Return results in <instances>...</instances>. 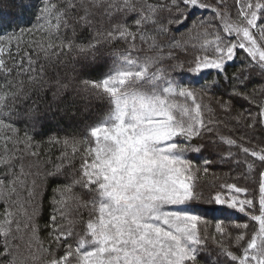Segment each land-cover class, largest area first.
Segmentation results:
<instances>
[{
  "label": "snow or ice",
  "instance_id": "obj_1",
  "mask_svg": "<svg viewBox=\"0 0 264 264\" xmlns=\"http://www.w3.org/2000/svg\"><path fill=\"white\" fill-rule=\"evenodd\" d=\"M77 26L90 30L87 43L76 42ZM69 30L71 36L63 35ZM116 41L126 44L125 54L102 79L82 81L111 104L106 120L90 129L95 146L87 139L52 141L61 148L60 162L41 173L39 146L10 122L16 101L27 97L26 84L46 86L41 58L87 56ZM141 45L153 54L134 55ZM238 59L240 69L229 73ZM209 70L219 79L195 87ZM181 74L189 79L178 80ZM220 79L229 82L228 98L213 106L205 99ZM68 87L57 81V93ZM232 121L241 133L220 135L221 124ZM258 131H264V0H40L31 27L0 32V202L7 205L0 212V264H39L41 257L43 264H200L209 239L229 264H264ZM205 142L213 150L226 145L218 160L231 165L234 182L201 183L216 161L196 164L189 153H202ZM77 155L79 168L66 173ZM66 174L70 182L53 189L41 237L40 178ZM77 188L94 195L85 200ZM205 190L209 203L249 223L214 217L209 237L208 220L195 211ZM81 210L87 219L76 232L69 217Z\"/></svg>",
  "mask_w": 264,
  "mask_h": 264
},
{
  "label": "trees",
  "instance_id": "obj_2",
  "mask_svg": "<svg viewBox=\"0 0 264 264\" xmlns=\"http://www.w3.org/2000/svg\"><path fill=\"white\" fill-rule=\"evenodd\" d=\"M40 5V0H0V32L11 33L18 31L20 28H29L35 23V12L37 6ZM196 16L203 15L201 11L195 13ZM131 19V18H130ZM74 23V22H73ZM65 36H71V31L63 33ZM91 39V32L88 28L80 29L77 26V43H87ZM59 43V41H57ZM126 44L121 41L113 42L112 44L101 46L95 54L81 55L78 52L68 53L53 57L51 60L41 58L40 63L44 65V77L46 86L39 85L32 87L25 86L28 91L27 97L19 99L15 104V112L13 120L15 127L19 130V135L23 137L25 134L32 137V143L38 145V151L41 152L39 159V170L41 173H46L52 169L53 164L59 163L57 159L61 155V148L55 145L52 141L55 140H84L87 139L90 146L93 144V138L90 136V129L97 123L106 120L107 115L111 111V104L108 97L94 90L87 89L83 86L82 81H95L102 79L104 75L113 67V61L118 55L125 54ZM134 55L141 59L146 55H152L146 46L141 45V50L134 52ZM242 60H236L227 66L229 73L236 72L242 65ZM63 78H68L71 85L63 91L57 93V81L61 82ZM219 79L215 72L209 70L196 83L195 87L199 88L209 82L210 79ZM178 80H188V76L177 75ZM229 82L220 79L219 85L208 91L205 99L206 103H213L217 98L227 99ZM75 89V90H74ZM74 91V92H73ZM79 92V93H78ZM81 92V93H80ZM211 98L209 100L208 98ZM237 108L242 105L247 107V103L243 101L234 102ZM224 120H230L225 114L221 113ZM31 116V118H29ZM220 135L238 136L242 129L235 124L234 121L228 123V127L223 124L218 129ZM251 135V134H250ZM256 136L264 138V131H258ZM215 139V137H214ZM254 144L256 140L252 141ZM81 147H83L81 145ZM226 151V145L218 142L217 147L213 150L212 146L205 142V147L202 153H189V158L193 159L196 164H202L203 159H211L216 161L210 166V175L201 177V183L207 185H219L225 181L234 182L235 173L231 169L230 164L220 163L218 156ZM233 151H237L233 149ZM31 158H26L27 164ZM80 156L77 155L70 168H66L65 172L69 173L72 169H78L80 166ZM18 170V169H17ZM219 176V180H213L212 175ZM2 175V173H0ZM40 212L37 218V223L40 225L41 237L47 236V228L44 227L49 221V216L52 213L51 199L53 189L62 184L70 182V175L48 176L40 178ZM76 191L82 194L85 200H90L93 193H89L86 189L77 188ZM26 195V193H25ZM205 199L195 206V211L203 215L208 220V235L214 234V217H224L232 215L234 217L232 223H249L246 217L234 212L223 211L225 206L213 205L208 202V192L204 191ZM7 207L6 204L0 202V212ZM82 211V215L78 216L73 213L69 219L77 221L75 226L76 232H81L84 225L80 221L87 219V212ZM227 223V222H226ZM233 236L236 234L234 229H229ZM20 244V251L27 256L28 249ZM230 243V242H229ZM235 248V244H231ZM41 257L39 264H43ZM198 259L200 264H229L227 258L220 254L219 249L211 239L208 240L204 248L200 251Z\"/></svg>",
  "mask_w": 264,
  "mask_h": 264
},
{
  "label": "rangeland",
  "instance_id": "obj_3",
  "mask_svg": "<svg viewBox=\"0 0 264 264\" xmlns=\"http://www.w3.org/2000/svg\"><path fill=\"white\" fill-rule=\"evenodd\" d=\"M61 83H68L69 84V86L71 85V81L68 79V78H63L62 80H61ZM75 90V89H74ZM74 92V91H73ZM79 93V92H78ZM81 93V92H80ZM224 118H226V117H224ZM92 146L94 147L95 146V142H94V139H93V144H92Z\"/></svg>",
  "mask_w": 264,
  "mask_h": 264
}]
</instances>
